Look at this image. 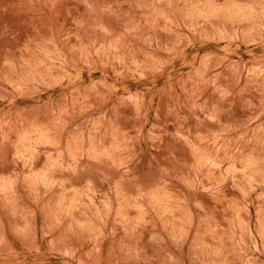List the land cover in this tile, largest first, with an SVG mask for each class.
<instances>
[{
    "label": "clouds",
    "instance_id": "1",
    "mask_svg": "<svg viewBox=\"0 0 264 264\" xmlns=\"http://www.w3.org/2000/svg\"><path fill=\"white\" fill-rule=\"evenodd\" d=\"M0 264H264V0H0Z\"/></svg>",
    "mask_w": 264,
    "mask_h": 264
}]
</instances>
